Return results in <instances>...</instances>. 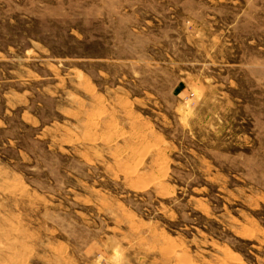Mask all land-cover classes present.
Segmentation results:
<instances>
[{
	"label": "rangeland",
	"instance_id": "obj_1",
	"mask_svg": "<svg viewBox=\"0 0 264 264\" xmlns=\"http://www.w3.org/2000/svg\"><path fill=\"white\" fill-rule=\"evenodd\" d=\"M0 264H264V0H0Z\"/></svg>",
	"mask_w": 264,
	"mask_h": 264
}]
</instances>
